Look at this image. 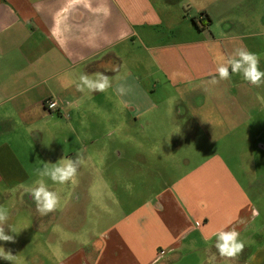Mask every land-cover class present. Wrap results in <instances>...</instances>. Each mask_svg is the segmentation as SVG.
<instances>
[{
  "label": "crops",
  "instance_id": "0c3cea01",
  "mask_svg": "<svg viewBox=\"0 0 264 264\" xmlns=\"http://www.w3.org/2000/svg\"><path fill=\"white\" fill-rule=\"evenodd\" d=\"M238 47L264 70V0H0L5 230L20 226V205H35L37 169L80 152L77 179L106 168L123 184L92 186V225L102 230L88 236L80 223L54 237L58 209H77L84 186L44 178L61 201L39 228L60 241L45 245L65 258L57 264H202L211 254L215 264H264V86L235 74L208 83L218 58ZM97 72L109 77L107 92L77 90L81 74ZM121 84L131 89L122 97ZM104 127L130 151L118 153L127 154L118 168L99 146ZM221 229L245 243L229 261L214 247Z\"/></svg>",
  "mask_w": 264,
  "mask_h": 264
},
{
  "label": "clouds",
  "instance_id": "9594fccd",
  "mask_svg": "<svg viewBox=\"0 0 264 264\" xmlns=\"http://www.w3.org/2000/svg\"><path fill=\"white\" fill-rule=\"evenodd\" d=\"M72 2H81V0H72ZM90 7V4H86ZM105 11V9H95L94 11ZM232 74L239 75L242 79L256 87L264 86V70L260 68V58L256 53L248 51L244 47L234 49L232 54L227 57H219L215 72L211 74L212 78L208 81L210 84H217L221 80H228ZM218 77V78H217ZM67 87V85H65ZM112 87L109 77L103 73L97 72L94 76L86 73L81 74L76 88L82 93L107 92ZM131 91L130 88L123 84L116 88L118 96H124ZM55 107V105H51ZM85 163L82 153L77 152L76 157L60 158L56 163L51 165L45 164L43 168L37 169L35 186L30 188L29 194L36 205V210L41 216L55 212L61 204L60 196L57 191L50 190L46 185L44 178H49L53 184L75 186L78 183V169ZM8 220L7 210L0 207V241L14 242L15 236L5 231L4 224ZM11 233H16L15 229L10 228ZM214 247L221 258L226 261L232 260L241 253L245 247L244 241L240 237V233L235 229H221L215 233ZM207 239V238H206ZM0 259L16 264V257L9 250L6 251L0 246ZM216 255L211 254L202 261V264H215Z\"/></svg>",
  "mask_w": 264,
  "mask_h": 264
},
{
  "label": "rangeland",
  "instance_id": "374dc122",
  "mask_svg": "<svg viewBox=\"0 0 264 264\" xmlns=\"http://www.w3.org/2000/svg\"><path fill=\"white\" fill-rule=\"evenodd\" d=\"M99 138V141L104 143L102 145H99L101 148H105L104 151L107 153L106 156L109 155L108 163L111 164L113 167L115 165L116 168H118L119 160L127 154H125L123 157H120L118 153L121 155L124 153H129L127 146H125L121 140V137L119 135L118 131H113L112 128H101L99 130V134L97 136ZM127 151V152H126ZM133 152V151H132ZM139 152V151H136ZM136 157L139 159V154H136ZM235 164V162H233ZM262 166H257V169H262ZM108 169L103 168L102 176L99 177H79L78 183L82 186H84V191L81 194V199L78 201V208L69 210L65 213V215L62 217L64 211H62L59 214L61 216V220H58L55 224V226L60 227L62 229L59 233H53L52 235L60 236L64 233H75L77 232V228L79 227L81 223V231L88 235L91 233H97V231L102 230L103 228H95L93 227V215L95 212H93L94 206L92 201V186L94 188H97V179L100 181L99 186H102L103 188L110 189L112 185L118 184L122 185V177L121 178H114L115 174L109 175L106 173ZM134 177L137 181V184L139 183V180L141 181V174H137ZM139 177V178H138ZM118 181V182H117ZM8 215L11 212L9 208H6ZM73 211L74 215L78 216V222L68 221L69 219H74V216L70 214V212ZM19 217H20V226H13V229H15L16 233H10L12 235L19 236V241L17 238H15L14 242H4L0 241V246H3L6 251H11L13 255L16 257V264H57L60 261H64V257L58 255H52L49 256L47 254V249L45 245L51 246L53 250H55L52 246L58 245L60 243L59 240H50L46 241L43 239V220L49 221L51 220V216L48 214L46 216H41L37 210L36 205L32 206L30 205V208H28L26 205H20L19 208ZM97 212V211H96ZM102 213V211L100 212ZM15 216V214H14ZM36 216V217H35ZM18 217V215H17ZM33 218H38L41 220V225H37L34 223ZM47 226V223H45V227ZM12 227V226H11ZM39 228H42L41 230ZM85 228V229H84ZM91 231H88V230ZM6 231V230H5ZM7 232V231H6ZM11 232V230L9 231ZM7 232V233H9ZM30 236V239L28 240ZM33 240H39L37 242ZM71 243V242H69ZM35 245V246H34ZM39 246L42 250V253H39L37 250L38 248L36 246ZM17 246L20 247V250L17 251ZM163 253H165V250H160ZM32 254H36V256H33ZM0 264H10V262L5 261L3 259H0Z\"/></svg>",
  "mask_w": 264,
  "mask_h": 264
},
{
  "label": "built area",
  "instance_id": "2783aa9c",
  "mask_svg": "<svg viewBox=\"0 0 264 264\" xmlns=\"http://www.w3.org/2000/svg\"><path fill=\"white\" fill-rule=\"evenodd\" d=\"M55 105V107H56V101L55 100H53L52 98H49V99H47L46 101H45V106L47 107V109H54L55 107H51V105Z\"/></svg>",
  "mask_w": 264,
  "mask_h": 264
},
{
  "label": "trees",
  "instance_id": "16d2710c",
  "mask_svg": "<svg viewBox=\"0 0 264 264\" xmlns=\"http://www.w3.org/2000/svg\"><path fill=\"white\" fill-rule=\"evenodd\" d=\"M193 20L196 22V19L195 18H193Z\"/></svg>",
  "mask_w": 264,
  "mask_h": 264
}]
</instances>
